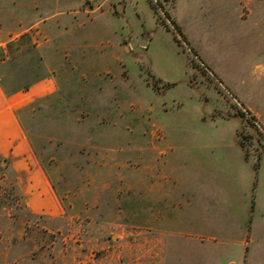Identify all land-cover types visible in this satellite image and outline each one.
I'll return each mask as SVG.
<instances>
[{
	"label": "rangeland",
	"instance_id": "rangeland-1",
	"mask_svg": "<svg viewBox=\"0 0 264 264\" xmlns=\"http://www.w3.org/2000/svg\"><path fill=\"white\" fill-rule=\"evenodd\" d=\"M32 21L0 71L63 212L0 153V264H264V0H0Z\"/></svg>",
	"mask_w": 264,
	"mask_h": 264
},
{
	"label": "crops",
	"instance_id": "crops-1",
	"mask_svg": "<svg viewBox=\"0 0 264 264\" xmlns=\"http://www.w3.org/2000/svg\"><path fill=\"white\" fill-rule=\"evenodd\" d=\"M37 24L38 22L32 21L16 29H9L6 25L0 24V31L25 34L38 26ZM3 63L4 60L0 61L1 68ZM3 81L4 75L0 71V153L6 156L7 168L16 178L32 209L40 212L47 210L56 216L62 214L63 207L59 196L19 118L17 112L19 109L15 107L24 99L22 95L25 92L18 90L9 93Z\"/></svg>",
	"mask_w": 264,
	"mask_h": 264
},
{
	"label": "water",
	"instance_id": "water-1",
	"mask_svg": "<svg viewBox=\"0 0 264 264\" xmlns=\"http://www.w3.org/2000/svg\"><path fill=\"white\" fill-rule=\"evenodd\" d=\"M3 164H6V162L4 161Z\"/></svg>",
	"mask_w": 264,
	"mask_h": 264
}]
</instances>
